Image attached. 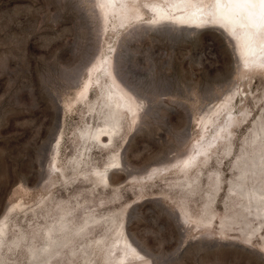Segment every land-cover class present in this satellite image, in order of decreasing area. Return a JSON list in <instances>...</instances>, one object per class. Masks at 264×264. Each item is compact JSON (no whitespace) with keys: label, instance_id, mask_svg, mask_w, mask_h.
<instances>
[{"label":"rangeland","instance_id":"obj_1","mask_svg":"<svg viewBox=\"0 0 264 264\" xmlns=\"http://www.w3.org/2000/svg\"><path fill=\"white\" fill-rule=\"evenodd\" d=\"M214 1L0 0V264H264V53Z\"/></svg>","mask_w":264,"mask_h":264},{"label":"bare ground","instance_id":"obj_2","mask_svg":"<svg viewBox=\"0 0 264 264\" xmlns=\"http://www.w3.org/2000/svg\"><path fill=\"white\" fill-rule=\"evenodd\" d=\"M104 4L105 2L103 1L102 5ZM197 10L198 9L193 12ZM214 10L215 15L218 16V18L225 25L227 32L226 35L235 44L236 53L240 57L246 59L249 52H253L254 55L264 53V2H262V0H215ZM255 44H257L256 48L253 47ZM114 75L118 82L124 86L125 90L128 93L133 94L121 80L116 68L114 70ZM84 81L85 84L83 88L87 91L90 89L92 82L90 79H85ZM100 133V135L104 134V136H108L111 139L113 135V127L106 126L101 128ZM217 134L222 136L223 132L220 129L217 130V133L215 134L216 138H214V140L208 144L206 148H202L199 151L201 156L207 153V151L215 145L214 143L218 138ZM59 137L60 135L57 133L51 140V144L49 143L51 153L52 149L56 148ZM124 242L128 250L125 248L124 251L126 254L121 256L119 264H130L131 261H134L137 258L134 255L137 253V250L131 241L126 239Z\"/></svg>","mask_w":264,"mask_h":264},{"label":"water","instance_id":"obj_3","mask_svg":"<svg viewBox=\"0 0 264 264\" xmlns=\"http://www.w3.org/2000/svg\"><path fill=\"white\" fill-rule=\"evenodd\" d=\"M53 99H54V101L56 102V105L58 106V107H61V103H60V100L58 99V97H56V96H53ZM191 122H192V119H191V115L189 114L188 115V121H187V125H186V127H185V129H184V133H185V138H187L188 136H189V134H190V124H191ZM59 127H60V121L57 123V125H56V130H55V132H54V135H53V137L58 133V129H59Z\"/></svg>","mask_w":264,"mask_h":264},{"label":"snow or ice","instance_id":"obj_4","mask_svg":"<svg viewBox=\"0 0 264 264\" xmlns=\"http://www.w3.org/2000/svg\"><path fill=\"white\" fill-rule=\"evenodd\" d=\"M262 2H264V0H262Z\"/></svg>","mask_w":264,"mask_h":264}]
</instances>
